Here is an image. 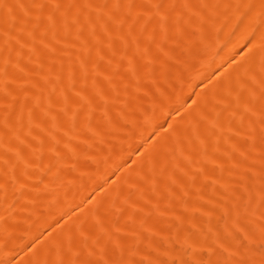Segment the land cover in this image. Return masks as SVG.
I'll use <instances>...</instances> for the list:
<instances>
[{"label": "bare ground", "instance_id": "obj_1", "mask_svg": "<svg viewBox=\"0 0 264 264\" xmlns=\"http://www.w3.org/2000/svg\"><path fill=\"white\" fill-rule=\"evenodd\" d=\"M262 247L264 0H0V264Z\"/></svg>", "mask_w": 264, "mask_h": 264}, {"label": "rangeland", "instance_id": "obj_2", "mask_svg": "<svg viewBox=\"0 0 264 264\" xmlns=\"http://www.w3.org/2000/svg\"><path fill=\"white\" fill-rule=\"evenodd\" d=\"M261 249H264L263 247ZM261 252V251H260ZM263 252V251H262Z\"/></svg>", "mask_w": 264, "mask_h": 264}]
</instances>
